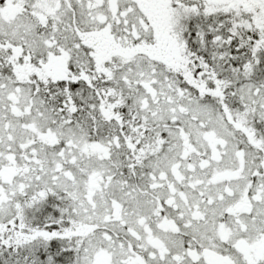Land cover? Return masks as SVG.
<instances>
[{"label": "snow or ice", "instance_id": "obj_1", "mask_svg": "<svg viewBox=\"0 0 264 264\" xmlns=\"http://www.w3.org/2000/svg\"><path fill=\"white\" fill-rule=\"evenodd\" d=\"M0 264H264V0H0Z\"/></svg>", "mask_w": 264, "mask_h": 264}]
</instances>
